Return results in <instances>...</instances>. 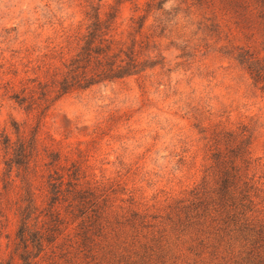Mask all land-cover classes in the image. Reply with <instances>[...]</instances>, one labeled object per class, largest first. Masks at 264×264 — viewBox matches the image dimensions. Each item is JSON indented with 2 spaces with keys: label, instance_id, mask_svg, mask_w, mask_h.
I'll return each instance as SVG.
<instances>
[{
  "label": "trees",
  "instance_id": "obj_1",
  "mask_svg": "<svg viewBox=\"0 0 264 264\" xmlns=\"http://www.w3.org/2000/svg\"><path fill=\"white\" fill-rule=\"evenodd\" d=\"M121 2L106 17L92 6L84 30L62 29L52 61L44 63V79L26 94H15L18 103L44 115L70 92L163 68L165 56L154 35L138 37L163 1L149 2L126 36L117 27ZM192 5L205 11L206 35L226 42L223 52L244 66L264 94V0ZM155 22L157 29L164 18ZM234 31L243 44L236 43ZM17 135L14 145L7 139L13 148L7 183L15 185L16 168L22 191L14 250L19 264H264V163L254 155L255 132L248 126L211 132L201 180L155 211L141 209L121 182L89 180L80 163L62 165V153L48 149L47 193L40 202L37 132L27 137L18 128Z\"/></svg>",
  "mask_w": 264,
  "mask_h": 264
},
{
  "label": "rangeland",
  "instance_id": "obj_2",
  "mask_svg": "<svg viewBox=\"0 0 264 264\" xmlns=\"http://www.w3.org/2000/svg\"><path fill=\"white\" fill-rule=\"evenodd\" d=\"M117 1L0 0V264H19L14 250L22 191L16 168L15 185L7 183L13 156L7 139L14 145L18 128L27 137L37 132L40 202L50 171L46 149L60 151L62 165L80 163L89 180L121 182L141 209L151 211L201 180L209 163L208 136L215 130L248 126L255 132L254 155L264 163V94L244 66L223 52L226 42L206 35L205 11L192 5L196 0H121L117 27L123 36L149 2L163 1L138 34L154 35L165 56L163 68L70 92L44 115L18 103L15 94H26L44 79V63L52 61L62 29L84 30L92 6L106 17ZM160 16L164 24L156 29Z\"/></svg>",
  "mask_w": 264,
  "mask_h": 264
}]
</instances>
